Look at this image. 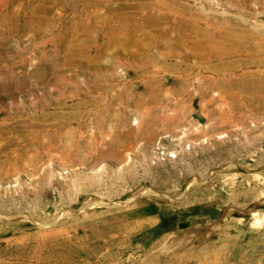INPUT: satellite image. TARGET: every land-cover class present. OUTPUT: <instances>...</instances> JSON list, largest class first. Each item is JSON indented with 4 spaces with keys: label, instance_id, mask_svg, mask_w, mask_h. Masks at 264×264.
<instances>
[{
    "label": "rangeland",
    "instance_id": "rangeland-1",
    "mask_svg": "<svg viewBox=\"0 0 264 264\" xmlns=\"http://www.w3.org/2000/svg\"><path fill=\"white\" fill-rule=\"evenodd\" d=\"M194 178L130 222H54ZM0 215L17 218L0 220V264H158L172 232L221 246L203 264H264V0H0Z\"/></svg>",
    "mask_w": 264,
    "mask_h": 264
},
{
    "label": "bare ground",
    "instance_id": "bare-ground-1",
    "mask_svg": "<svg viewBox=\"0 0 264 264\" xmlns=\"http://www.w3.org/2000/svg\"><path fill=\"white\" fill-rule=\"evenodd\" d=\"M203 9V8H202ZM201 9V10H202ZM208 10V9H207ZM209 12V11H208ZM205 13H207L205 11ZM219 14V13H218ZM249 23V20L247 21ZM246 22V23H247ZM245 23V22H244ZM254 24V23H253ZM261 24V23H260ZM256 25V24H255ZM256 27V26H255ZM258 28V26H257ZM255 28V29H257ZM260 28H263L260 27ZM215 78V77H214ZM190 150V149H189ZM172 154H174V152H172ZM189 154V153H188ZM144 168V167H143ZM81 171V170H80ZM124 171V170H123ZM122 171V173H123ZM137 172V171H136ZM121 173V172H120ZM57 176V174H56ZM103 176V175H102ZM105 178V177H104ZM95 179V177H94ZM110 179V178H109ZM207 179V178H206ZM105 180V179H104ZM100 182V181H99ZM110 182V180H109ZM128 182V181H127ZM207 182H200L199 180H197L196 178L192 179L191 182H189L188 186L186 187V192L179 198H172L171 196H169L168 194H165V193H161V192H157L155 191L154 189L150 188V187H144L140 190H133L131 195L128 197L127 200L125 201H119V202H107L101 198L99 199H96V200H92V201H87L84 206L78 210V211H67V210H64V212L57 216L54 220V222H58V221H63V220H71L70 218L71 217H74L75 214H82L84 215V218L86 221H89L91 222L92 224L98 220L99 218H101V216L103 217L104 215L103 214H98L96 211L99 210V209H104V211L107 212V214L111 217H114V219L116 218V220H120V219H123V220H129L131 219L132 217H141V216H144L145 214L149 215V213H154L153 210H155V207L153 206L154 204H151L149 200L151 201H155L157 202L155 205L161 203V202H165V203H168V204H177L181 201H185V199H187V194L192 191L194 188H198V187H201L203 186L204 184H206ZM128 185V184H127ZM126 185V187H124V190L123 192L127 191L128 193V190H131L132 189V186L131 184H129L128 186ZM102 186V185H101ZM219 186V185H218ZM114 187V185H113ZM118 187V185H117ZM105 189V187H104ZM108 189V188H107ZM122 189V188H121ZM98 190V189H97ZM106 191V190H105ZM115 191V190H114ZM104 192V191H102ZM101 192V194H103ZM105 193V192H104ZM109 194V193H108ZM120 195V194H119ZM106 196V195H105ZM112 196V194H111ZM121 196V195H120ZM104 197V196H103ZM199 199V198H198ZM201 199V198H200ZM188 201V200H187ZM197 201V200H196ZM191 202V201H190ZM189 203V201L187 202ZM165 206V205H164ZM163 208V207H162ZM235 208V207H234ZM36 210V209H35ZM232 210V209H231ZM231 210L229 209L228 211L231 212ZM235 209H233L232 211H234ZM94 212V213H90V212ZM103 211V212H104ZM100 212H102L100 210ZM105 213V212H104ZM77 217V216H76ZM75 217V218H76ZM106 216H104L105 218ZM17 218L15 217H8V216H2L0 215V220L3 221V223H11L13 221H15ZM28 218L27 217H21L19 218L18 220H27ZM102 219V218H101ZM100 219V221H101ZM135 219V218H134ZM144 221L142 224H140L141 226H139V228L142 230L143 228H149V232L152 231L153 233L154 232H157L158 231V227H159V219L156 218L155 216H150V217H146V218H143ZM106 220V219H104ZM101 221V222H104ZM0 221V222H2ZM68 221V220H67ZM142 221V220H141ZM130 222V220H129ZM132 222V221H131ZM139 221H137L138 223ZM14 223V222H13ZM37 223V222H36ZM40 223V222H39ZM45 223V222H43ZM105 223V222H104ZM65 224V223H64ZM63 224V225H64ZM107 224V222L105 223ZM128 224V223H127ZM127 224L126 227L123 225V227H125V229L127 228ZM134 224V223H133ZM132 225V224H131ZM221 225V222L220 221H217V222H214V223H208L206 224L205 228L207 230V233L210 235V236H214V238H217L216 239V242H219L220 243V236L223 237L222 240H226V241H229V242H232L233 241V238L235 236L233 235H230V230H229V227H225L223 229H221L220 226ZM38 226V225H37ZM48 226H52L51 224H49ZM99 226V225H98ZM133 226V225H132ZM136 226V224H135ZM134 226V227H135ZM105 227V226H103ZM113 228H118L117 227H114V226H111ZM109 227V228H111ZM200 226H196L194 228V230L200 228ZM232 227V226H231ZM40 228V227H39ZM51 228V227H50ZM49 228V229H50ZM52 228H55L52 227ZM106 228H107V225H106ZM136 228V227H135ZM45 229V228H44ZM46 230V229H45ZM102 230V229H101ZM111 230V229H110ZM127 230V229H126ZM134 230V229H133ZM192 230V229H191ZM105 231V230H104ZM129 232V231H128ZM134 232V231H133ZM196 232V231H195ZM106 233V232H105ZM113 234V233H111ZM185 236L184 237H178V234L177 233H171V234H167L165 235L162 239L160 240H157L155 242L152 243L151 247H150V255L147 256L146 258L148 259L149 257H152L154 259H149L148 262L149 263H152L153 261H156L158 264H198V263H208V262H212L213 261H217L218 262H223L224 261V255L223 252L224 250L222 251V249L219 247H214L215 245L213 244V240L210 238L209 240L208 239H205L204 238V235L205 233H202V232H196V233H193V234H188V233H184ZM108 235V233H107ZM154 235V234H153ZM106 236V234H105ZM107 237V236H106ZM113 237V236H112ZM151 238V237H150ZM237 238V237H236ZM235 238V240H236ZM107 239V238H106ZM115 241V239H113ZM107 241V240H106ZM119 241V240H118ZM149 241V240H148ZM154 241V240H153ZM145 242V241H144ZM222 242V241H221ZM113 243V241H112ZM148 243V242H146ZM217 244V243H216ZM118 244H116L117 246ZM143 245V244H142ZM235 245V249L237 248V245ZM256 247H258V243L256 242ZM112 246V245H111ZM119 246V245H118ZM123 246V245H122ZM129 245H127L128 247ZM139 246V245H138ZM144 246V245H143ZM225 246V245H224ZM228 246V245H227ZM125 247V246H124ZM123 247V248H124ZM145 247V246H144ZM226 247V246H225ZM121 248V247H120ZM122 248V249H123ZM132 248V247H131ZM140 248V246H139ZM142 248V247H141ZM224 248V247H223ZM135 249V248H133ZM147 249V248H146ZM227 249V247H226ZM234 249V250H235ZM230 250H227V252H229ZM126 252V251H125ZM147 252V251H146ZM149 252V251H148ZM112 254V252H111ZM233 253H231L230 255H227L225 257L227 258H232L233 257ZM105 255V254H104ZM129 255H131L129 253ZM156 255H164V256H167L168 258H164V260L162 259V262H160L158 259V257L156 258ZM45 255H43L44 257ZM115 256V255H114ZM27 257V256H26ZM103 258V257H102ZM105 258V257H104ZM107 258V257H106ZM144 258V257H143ZM107 260V259H106ZM114 260V259H113ZM130 260V258H129ZM45 261V260H44ZM118 261V260H117ZM116 261V262H117ZM128 261V259H127ZM145 261V260H144ZM122 262V261H121ZM126 262V261H125ZM155 262V263H156ZM114 263V262H113ZM109 264V263H108ZM111 264V262H110ZM115 264V263H114ZM138 264V263H136ZM144 264V263H143ZM153 264V263H152Z\"/></svg>",
    "mask_w": 264,
    "mask_h": 264
}]
</instances>
